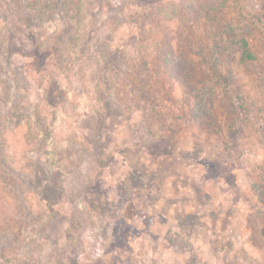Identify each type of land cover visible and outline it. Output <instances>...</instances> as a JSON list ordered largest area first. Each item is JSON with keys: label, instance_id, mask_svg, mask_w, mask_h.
<instances>
[{"label": "rangeland", "instance_id": "rangeland-1", "mask_svg": "<svg viewBox=\"0 0 264 264\" xmlns=\"http://www.w3.org/2000/svg\"><path fill=\"white\" fill-rule=\"evenodd\" d=\"M203 1L0 0V264H264V150L161 81L165 8Z\"/></svg>", "mask_w": 264, "mask_h": 264}, {"label": "trees", "instance_id": "trees-1", "mask_svg": "<svg viewBox=\"0 0 264 264\" xmlns=\"http://www.w3.org/2000/svg\"><path fill=\"white\" fill-rule=\"evenodd\" d=\"M244 1L204 0L197 7L183 2L182 10L172 3L165 10H169L167 15L169 13V18L175 22L169 21V31L163 38L158 31L153 34L155 44L162 49V58L159 59V68L164 74L162 83L171 89V95L182 79L192 85L195 83L190 90L196 94L195 107L191 110L193 117L205 118L208 121L206 133L222 137V147L230 152L239 141L246 151L251 152L252 145L264 150V124L252 134L246 132L245 125L251 123L255 126L260 119L264 121V33L257 24L261 15L254 14L249 4L243 10L241 2L244 4ZM234 5L242 12L235 10ZM181 16H188L184 23L179 20ZM144 18V24H140L146 28L148 17ZM188 21L190 24L194 21L191 28L197 30V44L190 38L195 32L184 28ZM156 25L160 30L161 23ZM154 31L152 26L151 32ZM170 36L172 39L167 43L165 39ZM190 83L184 86L185 90L191 89ZM232 89H235L236 96ZM235 100L238 106L234 105ZM257 197L264 206V188ZM262 213L263 210H259L256 216H264Z\"/></svg>", "mask_w": 264, "mask_h": 264}]
</instances>
